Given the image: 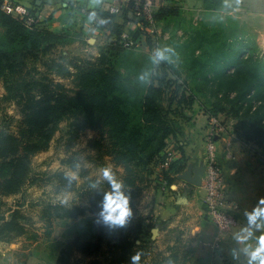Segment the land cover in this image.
<instances>
[{
    "label": "rangeland",
    "instance_id": "1",
    "mask_svg": "<svg viewBox=\"0 0 264 264\" xmlns=\"http://www.w3.org/2000/svg\"><path fill=\"white\" fill-rule=\"evenodd\" d=\"M168 7L176 10L161 21L158 46L173 49L166 59H154L149 39L113 58L133 90L122 94L129 98L126 109L136 111L134 102L149 91L156 65H169L167 78L180 76L179 84L194 99V109L216 111L227 133L245 141L235 131L240 119L255 116L264 122V15L249 14L230 0H179ZM78 35L70 33L59 45L29 58L21 65L23 70L10 78L9 88L4 80L0 82V137L6 138L0 142V169L2 162L12 159L23 164L12 165L10 181L0 178L4 192L0 213L10 218L15 210L22 212L27 231L18 239L47 245L48 264H56L63 253L70 255L66 264H121L123 258L130 264L134 251L142 252L141 264H167L170 258L182 264L189 249L177 251L180 233L159 240L153 239L154 228H148L147 210L157 194L153 176L143 164L130 163L117 153L118 141L111 132L113 126L126 125L125 118L115 117L113 125L106 117L96 120L93 114H100L107 102L92 95L95 85L83 94L89 77L82 72L98 65L110 41L99 45ZM224 53L232 55L226 65L233 66L203 68L204 62H216ZM151 96L153 100L142 109L144 116L161 112L164 123L152 124L151 132L160 128L157 132L163 134L171 126L172 110L194 111L187 103L172 105L168 92ZM172 142L169 137L168 144ZM260 148L264 152V146ZM104 166L112 167L133 190L134 214L125 226L104 224L101 230L98 209L103 190L108 189ZM132 179L137 186L128 185ZM73 206L85 208L86 213L62 217Z\"/></svg>",
    "mask_w": 264,
    "mask_h": 264
},
{
    "label": "crops",
    "instance_id": "2",
    "mask_svg": "<svg viewBox=\"0 0 264 264\" xmlns=\"http://www.w3.org/2000/svg\"><path fill=\"white\" fill-rule=\"evenodd\" d=\"M0 0V4H1ZM34 10L41 22L56 32L79 33L80 38L89 43L103 45L115 35L107 30L98 31L91 18H83L68 9L69 2H76L89 10L108 11L112 4L122 0H15ZM179 0H162L160 8L173 5ZM232 4L244 6L249 14L264 15V0H230ZM114 21L122 24L121 17L114 16ZM0 7V35L6 26L2 22ZM208 115L196 111L191 121L183 123V131L172 137L173 143L182 145V156L187 165L180 176L190 165H198L207 154ZM179 146V145H178ZM218 161L223 172L226 201L224 208L234 214L240 224L227 232L221 231L206 215L203 204V193L200 187L176 179L178 190L172 196L162 198L156 194L149 204L146 219L154 221L153 228H158L161 240L166 235L180 233L176 242L177 251L189 249L182 264H247L244 249L247 244L255 245L256 241H237L234 234L245 224V209H251L264 196V152L253 142L236 138L234 133H227L218 146ZM186 200L183 204L180 201ZM171 236V237H172ZM27 241V240H25ZM28 242V241H27ZM24 244V245H23ZM237 256H233V250ZM50 249L40 242H28L15 239L10 242L0 241V264H48Z\"/></svg>",
    "mask_w": 264,
    "mask_h": 264
},
{
    "label": "trees",
    "instance_id": "3",
    "mask_svg": "<svg viewBox=\"0 0 264 264\" xmlns=\"http://www.w3.org/2000/svg\"><path fill=\"white\" fill-rule=\"evenodd\" d=\"M175 10L176 9L168 6L163 7L156 13V19L161 22L172 15ZM33 12L36 15L34 10ZM93 12L95 14L90 16V13ZM71 13L74 12L71 11ZM2 17V22L6 26V30L0 35V82L4 80L9 88L10 78L23 70L21 65H25L29 58H36L37 54L46 52L56 45H59L71 32L53 31L41 21L33 27H28L23 20L10 16L3 11ZM36 17L39 18L37 15ZM83 18H91L95 24H100L102 27L110 29L111 33L116 36H119L122 31V25L116 23L114 21V15L109 12L88 9V14L84 15ZM104 18H106V22H103ZM104 49L106 51L104 50L98 65L93 64L90 68L82 72L81 76L89 77L84 85L85 89L83 94L85 95L87 90L95 85L91 90L92 95L94 97L97 95V99L107 102V108L100 110V114H93V118L96 120L99 121L100 117H106L109 118L107 122L113 125L115 117L125 118L124 121H126V125L118 129L113 126L111 132L112 138L118 141L116 142L117 153L126 158L130 163L135 162L138 166L143 164L144 168H148V174L153 176L155 173L154 167L158 164L159 160L163 158L164 150L168 145V138L170 137L172 139V137L181 133L184 128L183 123L191 121L194 117L196 113L193 107L194 99L191 96H186L185 88H183L182 84H179L180 76L177 78H167L169 67L171 68V66L157 64L155 71L156 77L152 78V82H150L151 87L146 96L135 100V112L127 110L125 103L129 102V98L122 96V94H126L128 91L133 92V90L130 87L128 88V80L123 73L116 68V63L113 60L114 57H117L127 49L116 42H109ZM222 55L224 58L217 57L216 62H204L202 64L203 68L211 67L214 70H219L220 68L225 70L230 65L233 66L234 63L226 65L229 59L233 60L232 55L226 56V53ZM156 91L168 92L172 105L178 104L179 107L187 103L190 109H194L191 114L190 110L184 111V109L182 110L181 108H179V110H172L174 111L173 114L175 118L172 119L170 122L171 126H167L163 134L157 132L161 130L160 128H158L159 130L150 131L152 124H154V126L156 124L164 125L161 112H157L151 118L150 116L145 117L142 110L153 100L151 93L156 95ZM57 100L59 102V96ZM204 112L215 116L218 115L216 111H210L209 113V111L204 110ZM254 117L255 116H250L249 118L240 119L239 123L236 124L235 131L239 135L243 134L246 142H253L259 146H264V122L262 119ZM147 121L149 122L147 123L149 124L148 127L145 126ZM5 140L6 138L2 140L0 137V142ZM178 145L182 151V145H180V143ZM19 164L23 165L17 159L2 162L0 169V178L3 179L2 181H10L11 175L15 172V166L12 165ZM186 165L187 162L184 156L171 165L169 170L170 173L176 174L175 177L170 178L171 183L178 179L177 175L185 169ZM130 172L131 174H135L134 171ZM128 185L137 186L135 179L130 180ZM7 189H9V186ZM0 193L4 192L0 190ZM131 195H134L133 190H131ZM66 211V214H62V217L79 218L86 213V209L79 206H73L72 208L66 209ZM23 216L20 210H15L10 218L0 213V241L10 242L20 238L26 233V224L21 220ZM143 225L144 223L140 222L139 231H142ZM100 226L101 230H103L104 224L101 223ZM153 227H156L154 223H150L148 226L150 231ZM128 243L133 246L132 243ZM69 259L70 255L63 253L58 258L56 264L69 263ZM120 263L126 264L124 258L123 262Z\"/></svg>",
    "mask_w": 264,
    "mask_h": 264
},
{
    "label": "built area",
    "instance_id": "4",
    "mask_svg": "<svg viewBox=\"0 0 264 264\" xmlns=\"http://www.w3.org/2000/svg\"><path fill=\"white\" fill-rule=\"evenodd\" d=\"M162 0H122L118 4L108 7L110 14L122 18V31L119 36L110 40L121 44L126 49L140 47L147 39L150 40L153 50L159 46V33L161 22L156 19ZM1 10L15 18L23 20L28 27H33L39 23L32 8L16 2L15 0H2ZM68 9L81 16L88 14V8L76 3L69 2ZM95 28L100 31L110 29L96 24ZM204 112V111H203ZM207 114L206 112H204ZM209 123L207 126V154L202 160L205 167L203 184V204L205 215L215 223L218 228L227 232L240 224L239 219L230 212L226 211L224 204L226 201V190L224 188L223 172L218 161L219 141L227 134L226 126L220 121L218 116L207 114ZM182 157V151L177 143H169L163 153V158L154 167L153 184L157 188V194L163 199L178 190V185L170 182L171 177L176 174L170 173L173 163ZM201 162H199L200 164ZM179 177V175H177ZM175 185V187H173ZM155 223L154 221H150Z\"/></svg>",
    "mask_w": 264,
    "mask_h": 264
},
{
    "label": "clouds",
    "instance_id": "5",
    "mask_svg": "<svg viewBox=\"0 0 264 264\" xmlns=\"http://www.w3.org/2000/svg\"><path fill=\"white\" fill-rule=\"evenodd\" d=\"M94 14V12L90 13V16ZM103 22H106V18ZM172 50L167 45L164 48L158 47L154 51V59H166ZM143 78L144 74H141V79ZM102 176L108 185V189L103 190L97 219L113 228L125 226L134 214L131 203V188L126 185L123 179L118 177L110 166L103 167ZM93 187H98V185L94 183ZM244 215L247 217V224L234 234V238L237 241L254 239L255 245L247 244L244 249L247 264H264V196L260 197L251 209H245ZM233 256H237L235 249ZM141 257L142 252L134 251L130 256V264H141ZM167 264H175V260L170 258Z\"/></svg>",
    "mask_w": 264,
    "mask_h": 264
},
{
    "label": "water",
    "instance_id": "6",
    "mask_svg": "<svg viewBox=\"0 0 264 264\" xmlns=\"http://www.w3.org/2000/svg\"><path fill=\"white\" fill-rule=\"evenodd\" d=\"M205 167L203 162L198 165H190L185 172H183L179 177L188 182L193 184L196 187H201L203 184V177H204ZM186 200V197H183L180 201V204H183ZM159 230L158 228H154L152 230L153 239L158 236Z\"/></svg>",
    "mask_w": 264,
    "mask_h": 264
}]
</instances>
